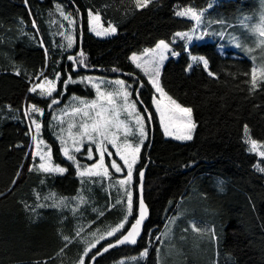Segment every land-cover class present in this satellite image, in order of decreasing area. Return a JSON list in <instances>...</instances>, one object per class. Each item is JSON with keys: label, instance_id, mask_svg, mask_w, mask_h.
Wrapping results in <instances>:
<instances>
[{"label": "trees", "instance_id": "trees-1", "mask_svg": "<svg viewBox=\"0 0 264 264\" xmlns=\"http://www.w3.org/2000/svg\"><path fill=\"white\" fill-rule=\"evenodd\" d=\"M56 1L66 2L77 16V50L72 56L82 50L87 58V67L76 64L78 71L125 78L133 84L141 109L152 114L150 121L145 114L150 135L136 172L134 214L123 233L137 217L138 173L147 165L145 199L150 218L137 245L113 248L96 264H112L145 249L148 264H159L161 233L191 194L194 215L185 222L194 218L199 227L209 223L219 231L218 264H264V172L257 170V165L264 167V158L250 152L246 143L251 138L264 146V82L258 80L256 90H251L253 62L232 50L222 54L216 41L194 43L189 51L184 42L175 44L178 55L163 65L160 85L179 104L193 110L194 137L182 142L164 134L153 105L156 92L131 60L134 53L155 47L160 40L171 42L176 33L195 27L191 19L175 14L177 6L204 10L214 0H153L139 9L134 0H0V264H68L83 254V250H67L69 256L60 253L63 220L45 208L41 214L31 209L36 190L51 191L57 184L80 182L74 164L63 156L59 141L47 127L54 161L67 172L44 179L34 169L39 162L33 156L25 115L30 105L51 104L52 98L29 91L41 71L44 76L53 71L62 74L57 95L66 89L68 76L76 74L73 61L67 59L71 54L58 53V40H52L49 13ZM247 6L242 0L223 2L215 16L232 17ZM89 10L106 21L113 20L117 33L105 39L95 36L89 27ZM193 55L206 58L215 76H209L201 63L193 64ZM58 191L69 194L75 190L64 187ZM189 236L182 237L179 246L183 250H217L211 239L200 245L199 237ZM70 237H75L74 232Z\"/></svg>", "mask_w": 264, "mask_h": 264}, {"label": "rangeland", "instance_id": "rangeland-1", "mask_svg": "<svg viewBox=\"0 0 264 264\" xmlns=\"http://www.w3.org/2000/svg\"><path fill=\"white\" fill-rule=\"evenodd\" d=\"M229 1H234V0H214L204 10H198L192 6H186V7L177 6L176 12L184 10L185 8H192L196 10L197 12L203 13L202 20L204 21V23L201 24L199 28H197L196 36H198L203 33V29L207 23L213 22L218 18L215 15L218 11L217 9L220 8V5L223 4V2H229ZM242 1L249 3L250 7L247 6L246 9L242 8L236 13V15L232 17L228 15L226 16L225 14H223L224 15L222 16L224 20L223 25H219V26L215 25L210 30V32H211V35L213 36V40L215 39V41L218 43L219 50L222 54H226L228 51L232 50L234 51L236 56H242V57L248 58L253 62V66L259 67L261 65H264V46H258V40L260 38L258 37V35H254L249 29L259 22L261 14L264 13V0H242ZM54 5H55V9L49 13V16L51 18L50 23L53 24V30L50 29L52 30L51 32L52 40L54 39V42H55V38L58 40V42L55 43L57 45L55 46V49L60 54L73 55V53L76 52L77 50V16H76V13L72 8H70V6L66 2L56 1ZM58 8L62 10L65 13V15H69L71 18H73L75 20V24L70 25L67 20H64V18L59 14V11H57ZM99 15L101 17V24L103 25V27L107 28L109 25L115 26L114 24H112L113 20H111V22H107L101 14ZM184 18H188V17H184ZM60 32H65V35H68L70 33L73 36L74 44L71 49H66L65 47H62V45H64L66 41L64 37H62L59 34ZM116 32H117V29H116ZM181 32H188L191 35L193 34L192 29L189 31H181ZM92 33L95 34L94 32ZM113 35L114 34L109 35V36H103L100 38H109V37H112ZM195 37L193 38L194 43H201L204 41L212 40V37L210 39L206 38L202 40H197ZM40 38L41 40L43 39L42 35L40 36ZM185 41L187 40H181L179 37H175L174 35L171 42L170 41H166V42L169 43L171 52L177 53L175 44H179ZM237 43H239L240 47H236ZM154 48L155 47L146 48L145 50L154 49ZM248 49H252V51H248ZM145 50L140 53H134V54L137 56H143ZM171 52L167 54L168 58L163 61V64L160 69V73H161L163 65L167 61H169V59H171L172 57H175L171 54ZM76 67L77 65H75V68H74V71H76L75 72L76 74L72 76V80L75 82L68 83L66 85V89H64L63 91H61L59 95H57L58 91H60V88H59L60 80H59V82L57 83V92L53 93L52 97H48L52 99L53 98L58 99L59 103L51 105V107H45L43 105H36L38 108L43 110V115L41 116L37 113H33L32 117L27 116L29 126L31 125L32 118H35L38 122L41 123L42 128H41V132H40L38 139L44 142V144L41 145V148L43 151H47V148L45 146H48L51 148L52 164L54 166L58 165L60 167H63L55 163L54 161L52 146L45 134L46 127L48 128L49 132L55 139H57L58 135H63L65 138H67V131H66L67 124L77 122L79 120V117H73L71 115H64L63 116V119L65 121L64 125H60L58 120H55L53 118L63 115L65 110H68L70 112L71 107L73 106H78V100L75 98H79L80 100H84V101H91L96 98L95 90L91 87V85L87 83H81L80 82L81 78L92 77L95 80L108 81V82H114L115 80L125 81L126 85H131V88H129V91L132 93L130 100L137 101L136 107L140 114L145 113L141 109L139 102L134 95L133 84L127 81L125 78L120 77V76L113 77V76H108V75H103V74L80 72L78 71L79 70L78 67L76 70ZM57 72L53 71L51 73L52 75H48L46 77L49 79H54L55 74ZM141 73L144 75L142 71ZM61 77H62V74L60 75V79ZM42 80H43V77H41V79L37 81L35 84L41 83ZM159 82H160V76H159ZM103 87H105V85H102V88ZM116 87L118 86H116L114 83L107 85L108 90H113ZM34 94L39 96L38 93H34ZM158 95H159L158 93H155V97L158 98ZM153 105H154V100H153ZM154 109H155V106H154ZM47 113H49V117H47ZM158 118H159V114H158ZM121 119H125V116L123 114L121 115ZM126 122L133 129V133H136L133 135H129L127 139L129 140V142L133 144L138 143L139 136H138L136 126H135L134 116L127 117ZM144 122H145V131L147 133V138L144 140V143L141 146L139 160L133 168V180L130 184V188H131L132 195H133V210H132L131 215H128V219H127V222L125 223V227L121 232H117L116 235L111 236V237L106 236L107 231L113 227H116L124 219L126 215V205L116 203L118 199L120 200L125 199L124 189L119 187L117 182L120 179L126 178V168L123 165V162L119 159V156L116 155L115 150L111 148L110 146L108 150L111 151L113 155L111 158L108 157L107 155L105 156V163L106 165L109 166V171L111 174L110 179H105L101 181L99 178H93V180L90 181L88 178H81L78 175L79 180H80L78 184H65V185L57 184L56 185L57 189L52 188L51 191L49 190L46 191L44 189L43 190L38 189L35 191V203L32 204L33 207L31 209L34 210L36 214L37 213L41 214L42 209L45 208L48 210V212L56 215L57 217L63 220L62 223L64 225H63V228L61 229L62 235H61V238L59 240V245H58V249L60 250L61 248L62 250L60 253L63 252L64 255L69 256L67 254V250H83L84 252L86 248L91 247V245L95 243L96 245L95 248H92V250L88 254L90 255L93 251H95L102 245L112 242L114 240H117V238L121 236L124 230L128 227V223L134 214V197L136 194L135 193L136 172H137L138 165L141 162V156H142V152L144 150L145 144L148 141L149 135H150V129L148 127V121H147L146 115H144ZM61 127L65 128V131L63 133H61ZM73 131H75V129H73ZM30 133L31 135L34 134V125L30 128ZM194 133H195V130L193 132V137H194ZM167 137L174 139L171 136H167ZM120 138L121 140L124 138L122 133L120 134ZM33 145H34V142H33ZM88 147L89 145L85 144L84 149L80 153H75L77 161H79L80 165L82 166H91L94 163L98 162V156L96 160L86 159V150ZM260 151H264V146L260 148ZM95 152H96V149L93 148V153L95 154ZM33 156H34V159L38 158L39 163L41 162L39 157L35 156L34 147H33ZM113 159L116 160V162L120 164L122 168L125 169L123 172L116 173L114 169L110 167V160H113ZM38 165L35 164L34 169H36ZM66 172H67V169L63 174H51V175L53 177L60 176V175L62 176ZM40 173L44 175V179L45 177H47V175H50V174H45L43 172H40ZM63 186L70 190H75V191L69 194H63L58 191L60 188L63 189L64 188ZM50 193H54L57 199H63L65 201V206H61L59 208L38 207L39 204H51L52 203L51 200L43 199V197L48 196ZM37 194H39L40 196L39 200L37 199ZM81 195L84 197L86 203L80 204L78 202L77 198ZM193 196L194 194L187 196L185 198V201L181 203L180 207L176 210V212L168 218L167 225H166L167 226L166 231L162 239L160 250H158L159 264H218V254H219L218 247H219L220 241H216V239L215 241H213V234L210 231V229L212 228L215 229V237L219 235V231L212 224H209V223H205L203 225L200 224L201 225L200 226L201 228H200L199 225L195 222L194 218H190L189 222H185L189 216L194 215L193 211L195 210V208H193L194 207V201L192 200L194 199ZM107 209L108 211H106ZM96 218L98 219L95 222H93V220H95ZM89 222L91 223L90 226L86 228L84 231H82L80 235L76 237V239L71 240V237H70L71 233L75 232L76 228L85 227V225ZM94 224L95 226L93 227L92 225ZM193 224H195L196 228H199L202 231L200 232L194 231L191 227V225ZM181 233H184L187 238H190L189 235L200 237L201 240L204 242L209 241L211 239L212 243L213 242L216 243L217 250H210V249L208 250H183L180 246H178L177 243H175V240H174L177 236L179 237ZM65 236L69 237V241L64 240ZM101 237H104V238H101ZM143 252L144 250L138 255L123 258L116 262L114 261V263L112 264H148L149 251L147 250L146 256L142 255ZM82 257H83V254L79 258V260ZM79 260L72 262V263H68V264H79ZM84 260L86 264L88 261V258L84 257Z\"/></svg>", "mask_w": 264, "mask_h": 264}, {"label": "snow or ice", "instance_id": "snow-or-ice-1", "mask_svg": "<svg viewBox=\"0 0 264 264\" xmlns=\"http://www.w3.org/2000/svg\"><path fill=\"white\" fill-rule=\"evenodd\" d=\"M136 8H146L152 0H134ZM59 14L67 20L70 25L75 24V20L69 15L57 9ZM180 17H188L195 22L197 28L204 23L202 20L203 13L197 12L192 8H185L184 10L177 11L175 13ZM89 27L90 31L94 32L96 36L103 37L115 34V26L109 25L107 28L103 27L101 24V17L99 13L94 14L91 10L88 11ZM35 23V22H33ZM197 28L192 30L193 34L196 32ZM254 35H258L260 38L258 40V46H264V13L261 14L259 22L249 29ZM64 37L66 43L62 45L66 49H71L74 44V38L69 33L65 35V32L59 33ZM209 33L204 30L201 35L196 36L197 40L204 39ZM222 35V34H221ZM175 37H179L181 40H187L189 43L193 40V35L188 32H178ZM236 47H240L239 43ZM47 51V50H45ZM252 51V49H248ZM171 52V48L168 42L160 40L154 49L145 50L143 56L132 55L131 60L135 64L137 69H140L144 75L147 77L148 83L151 87L158 93V98L154 97V106L156 112L159 114V121L162 126L163 132L166 136H171L179 141H190L193 139V132L196 128V123L193 119V110L191 107H185L179 104L175 99L169 96L164 89L161 87L159 82L160 69L163 61L167 59V54ZM173 56L178 55L175 52H171ZM68 60L73 61L74 65H82L87 67L86 55L81 50L78 52V56L69 55ZM255 59V58H253ZM192 63H201L203 68L208 71L209 76H215V73L208 70V60L202 56L191 57ZM192 64L188 65V70H191ZM115 70V69H114ZM19 75V71L16 72ZM60 73H56L54 79H49L44 76V72L41 71L35 79L40 80L43 77L41 83L33 84L29 91L31 93H38L39 96L48 98L52 97L53 93L57 92V83L60 80ZM251 79L248 83L251 85V90L255 91L258 86V80L264 82V65L259 67H252L250 73ZM75 82L69 75L65 86L67 83ZM81 83H87L95 90L96 98L91 101L78 100V106L71 107V111L65 110L63 115L54 117L53 119L58 120L60 125H64L65 121L63 119L64 115H71L73 117H79V120L74 123H68L66 127L67 138L63 135H58L57 139L60 141L62 146L63 156L67 160L72 161L77 168V174L81 178H88L90 181L93 178H99L101 181L105 179H110L111 174L109 171V166L105 163V156L112 157L113 153L109 151V146L115 150L119 159L123 162L126 168V178L120 179L117 183L119 187L124 189L125 199L116 201L117 204L126 205V215L124 219L116 226L107 231L106 236L111 237L116 235L117 232H121L125 223L127 222L128 215H131L133 210V195L130 188V184L133 180V168L139 160V154L141 151V146L144 140L147 138V133L145 131L144 115L146 114L148 120L152 118L151 112L145 109L144 114H140L136 104L137 101L130 100L132 93L129 91L131 85H126L123 80H115L114 82L99 81L92 77L81 78ZM114 83L116 86L113 90H108L107 85ZM139 86L143 87V82L139 81ZM102 85L105 87L102 88ZM39 90V91H38ZM139 96V92H137ZM59 100L53 98L51 105L58 104ZM142 103V101L140 102ZM33 113L43 115V110L38 108L36 105H31L26 111L25 115L32 117ZM125 116V119H121V115ZM134 116L135 126L139 136V142L133 144L129 142L127 137L133 135V129L126 122V118ZM34 125V134L32 135V140L34 142L35 156L39 157L40 163L35 169L37 171L43 172L45 174H63L66 169L58 165L54 166L52 164V153L51 148L45 146L47 151H43L41 145L44 144L42 140L38 137L41 132L42 125L35 118H32L30 128ZM75 129V131H73ZM65 131L64 127H61V133ZM123 134V139L121 140L120 134ZM245 133L247 134V127L245 126ZM246 143L249 144V151L252 153H258L261 158H264V151H260L262 145H260L254 139H247ZM87 144L89 147L86 150V159L96 160L98 156V162L91 166H82L76 159L75 153H80L84 149V145ZM70 145V146H69ZM93 148L96 149L95 154L93 153ZM110 167L114 169L116 173H121L125 169L121 167L116 160H110ZM30 171L33 169L30 168ZM257 170L264 172V167L257 165ZM140 177V184L138 185V190L142 193V178L143 171L138 173ZM94 182V181H93ZM37 199H40L39 194H37ZM45 200H51V204H39L38 207H55L59 208L65 206V201L63 199H57L54 193H50L48 196L43 197ZM80 204L86 203L84 197L81 195L78 198ZM146 206L143 202L142 195L138 196L137 204V217L134 223L130 225L129 230L123 233L114 243H109L103 248L102 251H97L92 256H89V252L92 248H95V243L88 247L83 252V257L79 260V264H85L84 257H87L90 264H95V258L98 255H103L107 252L109 248L117 247L118 245L131 244L135 245L137 243V238L141 233V228L143 221L146 218ZM192 229L196 232L202 231L196 228L195 224L191 225ZM80 231L76 232V235H80ZM210 231L213 234V240L215 237V229L212 228ZM104 238V237H101ZM159 239V237H157ZM65 241H69V237H64ZM142 255H147V249L144 250Z\"/></svg>", "mask_w": 264, "mask_h": 264}, {"label": "crops", "instance_id": "crops-1", "mask_svg": "<svg viewBox=\"0 0 264 264\" xmlns=\"http://www.w3.org/2000/svg\"><path fill=\"white\" fill-rule=\"evenodd\" d=\"M94 13V12H93ZM107 22H111V20H107ZM223 23H224V20L222 19V18H217L215 21H213V22H209V23H207L206 25H205V27H204V29H203V31L204 30H207V32L209 33L207 36H205L204 37V39H210L211 37H212V40L211 41H215V39L213 40V36L211 35V32H210V30L216 25H223ZM112 24H114L115 26H116V29H117V31H118V28H117V24L113 21V23ZM194 28H197V26H196V24H195V27ZM193 28V29H194ZM192 29V30H193ZM196 32H197V30H196ZM196 32L194 33V35H193V38L196 36ZM117 33V32H116ZM115 33V34H116ZM114 34V35H115ZM95 35V34H94ZM113 35V36H114ZM100 38V37H99ZM110 38V37H109ZM101 39H105V38H101ZM184 44H186V51H189L190 50V47L194 44V39L191 41V43H189L188 41H185L184 42ZM82 224V223H81ZM90 222L89 223H87L86 225H85V227H80V228H76V230H75V232H74V234H75V237H71V240H74V239H76V237H77V235H76V232L77 231H79V230H81L82 229V231H84L86 228H88L89 226H90ZM82 231H80V233L82 232ZM165 231H166V228H165V230L161 233V239H160V242H159V248H158V250H160V247H161V243H162V239H163V237H164V233H165ZM185 234L184 233H181L180 235H179V237L177 236L174 240H175V243H177L178 244V246L180 245V243H182L183 242V240H182V237L184 236ZM185 239V238H184ZM199 240L200 241H198L199 243H200V245L203 243L202 242V240H201V238L199 237ZM214 241V240H213Z\"/></svg>", "mask_w": 264, "mask_h": 264}, {"label": "water", "instance_id": "water-1", "mask_svg": "<svg viewBox=\"0 0 264 264\" xmlns=\"http://www.w3.org/2000/svg\"><path fill=\"white\" fill-rule=\"evenodd\" d=\"M76 70H77V67H76ZM147 169H148V165H147L144 169H142V171H143V173H144L143 178H142V193H140L139 190H138L139 195H142L143 202H144V204H145V206H146V209H147V211H146V218H145V220L143 221L142 228H141V233H140L139 237L137 238V243H136L135 245H137V244L139 243V241L141 240V238H142V236H143V234H144L145 225H146L147 221H148L149 218H150V209H149V206H148V204H147V202H146V199H145V183H146ZM139 179H140V177H139ZM139 184H140V181H139ZM114 242H115V241H114ZM114 242H112V243H114ZM107 245H108V244H107ZM107 245H106V246H107ZM119 246H134V245H131V244H124V245H118L117 247H119ZM104 247H105V246H104ZM113 248H116V247H113ZM113 248H109V250H108L107 252H104L103 255H105L106 253H108V252H109L111 249H113ZM102 250H103V248H102ZM102 250H101V251H102ZM103 255H98V256H96V258H95V264H96V261L98 260V258L101 257V256H103Z\"/></svg>", "mask_w": 264, "mask_h": 264}]
</instances>
